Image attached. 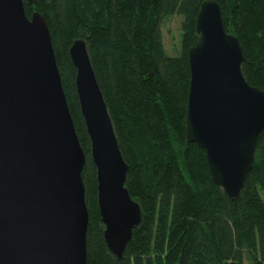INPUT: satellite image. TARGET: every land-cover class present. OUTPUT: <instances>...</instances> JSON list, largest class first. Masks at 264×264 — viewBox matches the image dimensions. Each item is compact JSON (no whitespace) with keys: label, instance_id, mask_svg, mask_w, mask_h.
Returning <instances> with one entry per match:
<instances>
[{"label":"water","instance_id":"1","mask_svg":"<svg viewBox=\"0 0 264 264\" xmlns=\"http://www.w3.org/2000/svg\"><path fill=\"white\" fill-rule=\"evenodd\" d=\"M194 29L185 140L205 151L212 183L235 201L264 129V88L242 74V50L216 0L200 3ZM68 53L102 235L120 261L142 210L125 186L128 165L85 39ZM85 161L44 17H27L23 0H0V264H86Z\"/></svg>","mask_w":264,"mask_h":264},{"label":"trees","instance_id":"2","mask_svg":"<svg viewBox=\"0 0 264 264\" xmlns=\"http://www.w3.org/2000/svg\"><path fill=\"white\" fill-rule=\"evenodd\" d=\"M204 0H23L41 14L86 161V264H264V129L252 169L231 201L212 183L205 151L185 140L188 49ZM227 33L237 37L246 81L264 88V0H216ZM182 17L180 50L161 41L165 17ZM86 41L89 57L128 165L125 186L141 224L117 261L107 250L96 201V169L75 92L68 49Z\"/></svg>","mask_w":264,"mask_h":264},{"label":"rangeland","instance_id":"3","mask_svg":"<svg viewBox=\"0 0 264 264\" xmlns=\"http://www.w3.org/2000/svg\"><path fill=\"white\" fill-rule=\"evenodd\" d=\"M181 21L180 15L172 14L160 23L162 45L169 55H176L180 50Z\"/></svg>","mask_w":264,"mask_h":264}]
</instances>
